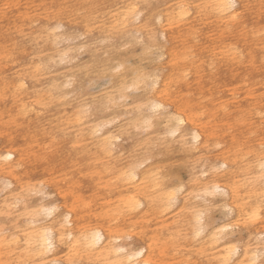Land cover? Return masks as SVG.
<instances>
[{"label": "clouds", "instance_id": "1", "mask_svg": "<svg viewBox=\"0 0 264 264\" xmlns=\"http://www.w3.org/2000/svg\"><path fill=\"white\" fill-rule=\"evenodd\" d=\"M0 264H264V0H0Z\"/></svg>", "mask_w": 264, "mask_h": 264}]
</instances>
